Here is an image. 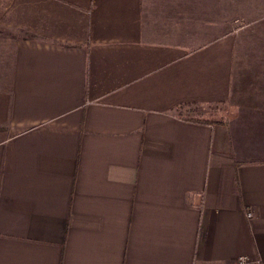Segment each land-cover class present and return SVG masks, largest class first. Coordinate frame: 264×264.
I'll return each instance as SVG.
<instances>
[{
	"label": "crops",
	"instance_id": "obj_1",
	"mask_svg": "<svg viewBox=\"0 0 264 264\" xmlns=\"http://www.w3.org/2000/svg\"><path fill=\"white\" fill-rule=\"evenodd\" d=\"M225 1L0 0V264H264V0Z\"/></svg>",
	"mask_w": 264,
	"mask_h": 264
},
{
	"label": "rangeland",
	"instance_id": "obj_2",
	"mask_svg": "<svg viewBox=\"0 0 264 264\" xmlns=\"http://www.w3.org/2000/svg\"><path fill=\"white\" fill-rule=\"evenodd\" d=\"M230 2L228 0L225 1V8L229 7ZM228 10V9H227ZM231 11V10H230ZM235 25V26H234ZM234 34L237 40V48L235 51V59H234V68H235V83L238 88H241V86L244 85V90H239V96L238 100L241 102H249L250 98H254L253 96H246L248 88H246L243 82H248L250 70L248 69V62L241 59L244 55L249 53L250 51H253L254 53H258L261 50H264V42L261 40H264L262 37H264V15H249L246 13L245 10H243V13L241 16L238 15L236 23H234ZM251 40V41H248ZM252 72V71H251ZM237 75L239 77H237ZM248 79V80H247ZM235 85V86H236ZM250 93V92H249ZM239 101V102H240ZM229 108H218V107H211L206 106L205 110H199L197 108V112H194L193 115H200V116H206L210 117L211 119H225L228 118V112ZM228 110V111H227Z\"/></svg>",
	"mask_w": 264,
	"mask_h": 264
},
{
	"label": "built area",
	"instance_id": "obj_3",
	"mask_svg": "<svg viewBox=\"0 0 264 264\" xmlns=\"http://www.w3.org/2000/svg\"><path fill=\"white\" fill-rule=\"evenodd\" d=\"M249 215H251V212H249ZM232 260L234 261V264H262L259 259H254L249 255L234 256Z\"/></svg>",
	"mask_w": 264,
	"mask_h": 264
},
{
	"label": "trees",
	"instance_id": "obj_4",
	"mask_svg": "<svg viewBox=\"0 0 264 264\" xmlns=\"http://www.w3.org/2000/svg\"><path fill=\"white\" fill-rule=\"evenodd\" d=\"M264 39V37H262ZM248 41H251V40H248ZM264 42V40H261ZM255 56H264V50H261L259 52V54L257 53H254L253 51H250L249 53L247 52L246 55H244L243 57H255ZM212 121H214V119H211Z\"/></svg>",
	"mask_w": 264,
	"mask_h": 264
}]
</instances>
